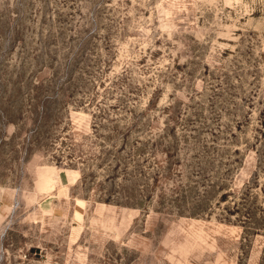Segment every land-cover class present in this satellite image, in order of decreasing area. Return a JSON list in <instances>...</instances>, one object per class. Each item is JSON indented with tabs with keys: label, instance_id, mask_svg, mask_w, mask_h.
I'll return each instance as SVG.
<instances>
[{
	"label": "rangeland",
	"instance_id": "obj_1",
	"mask_svg": "<svg viewBox=\"0 0 264 264\" xmlns=\"http://www.w3.org/2000/svg\"><path fill=\"white\" fill-rule=\"evenodd\" d=\"M262 123L264 0H0V264H263Z\"/></svg>",
	"mask_w": 264,
	"mask_h": 264
},
{
	"label": "trees",
	"instance_id": "obj_2",
	"mask_svg": "<svg viewBox=\"0 0 264 264\" xmlns=\"http://www.w3.org/2000/svg\"><path fill=\"white\" fill-rule=\"evenodd\" d=\"M255 178L254 182H248L239 190L233 188L223 190L218 201L219 211L224 219L231 221L233 217L234 221L243 224L245 229L264 231V187L260 189V192H255L253 185L258 182ZM109 195L108 200L124 201L127 199L130 202L129 196H125L127 194L124 192L123 194L120 191L110 192ZM195 207L198 210H204L202 204Z\"/></svg>",
	"mask_w": 264,
	"mask_h": 264
}]
</instances>
